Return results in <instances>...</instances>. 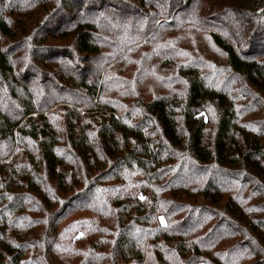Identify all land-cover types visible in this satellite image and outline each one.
Masks as SVG:
<instances>
[{
	"label": "trees",
	"instance_id": "trees-1",
	"mask_svg": "<svg viewBox=\"0 0 264 264\" xmlns=\"http://www.w3.org/2000/svg\"><path fill=\"white\" fill-rule=\"evenodd\" d=\"M148 260L264 264V0H0V264Z\"/></svg>",
	"mask_w": 264,
	"mask_h": 264
},
{
	"label": "snow or ice",
	"instance_id": "snow-or-ice-1",
	"mask_svg": "<svg viewBox=\"0 0 264 264\" xmlns=\"http://www.w3.org/2000/svg\"><path fill=\"white\" fill-rule=\"evenodd\" d=\"M140 199L143 200L144 197L141 196ZM161 223L164 224V219L163 218H161Z\"/></svg>",
	"mask_w": 264,
	"mask_h": 264
},
{
	"label": "rangeland",
	"instance_id": "rangeland-1",
	"mask_svg": "<svg viewBox=\"0 0 264 264\" xmlns=\"http://www.w3.org/2000/svg\"><path fill=\"white\" fill-rule=\"evenodd\" d=\"M69 221H67L66 223H68ZM148 264H155L153 261L148 260Z\"/></svg>",
	"mask_w": 264,
	"mask_h": 264
}]
</instances>
